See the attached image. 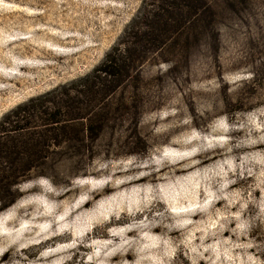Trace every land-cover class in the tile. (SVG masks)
Wrapping results in <instances>:
<instances>
[{"label":"rangeland","instance_id":"374dc122","mask_svg":"<svg viewBox=\"0 0 264 264\" xmlns=\"http://www.w3.org/2000/svg\"><path fill=\"white\" fill-rule=\"evenodd\" d=\"M143 2L0 0V120L93 72ZM195 3L102 106L90 157L0 196V264H264V0Z\"/></svg>","mask_w":264,"mask_h":264},{"label":"trees","instance_id":"16d2710c","mask_svg":"<svg viewBox=\"0 0 264 264\" xmlns=\"http://www.w3.org/2000/svg\"><path fill=\"white\" fill-rule=\"evenodd\" d=\"M201 8L195 0H144L120 43L93 72L6 113L0 127H12L19 134L14 135L16 132L8 129L0 135L5 139H0V166L6 170L0 175V196H15L13 188L34 174L59 184L58 165L69 150L78 153L72 156L80 158L78 162L83 161L84 156L90 157L86 154L91 146L86 134L89 132L92 143H96L113 120L110 111L107 115L102 106L110 105L109 97L130 86V70L141 65L147 53L161 49ZM127 100L122 95L117 108L123 117L125 110L136 112L140 107L136 102L132 108L133 99ZM52 106L55 110L50 112ZM89 113L92 115L88 116ZM63 147L64 153L61 152ZM3 200L0 198L1 202Z\"/></svg>","mask_w":264,"mask_h":264}]
</instances>
